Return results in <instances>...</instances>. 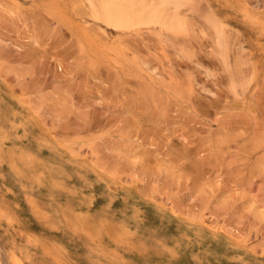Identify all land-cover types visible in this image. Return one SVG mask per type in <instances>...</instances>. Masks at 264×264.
I'll list each match as a JSON object with an SVG mask.
<instances>
[{"label": "rangeland", "instance_id": "obj_1", "mask_svg": "<svg viewBox=\"0 0 264 264\" xmlns=\"http://www.w3.org/2000/svg\"><path fill=\"white\" fill-rule=\"evenodd\" d=\"M105 1L0 0V264H264V0Z\"/></svg>", "mask_w": 264, "mask_h": 264}, {"label": "bare ground", "instance_id": "obj_2", "mask_svg": "<svg viewBox=\"0 0 264 264\" xmlns=\"http://www.w3.org/2000/svg\"><path fill=\"white\" fill-rule=\"evenodd\" d=\"M103 7V13H104V16H105V20H107V21H112L113 23H117V24H124V23H126L129 19H131V20H133V18L130 16V14H129V11H128V9L127 8H122L121 6H119V4H115L112 0H106L105 2H104V5L102 6ZM150 17H151V14H150ZM149 17V18H150ZM111 26V25H110ZM1 99V98H0ZM2 100V99H1ZM1 103V102H0ZM5 105V104H4ZM8 105V104H7ZM0 106H2L1 104H0ZM3 108V107H2ZM7 109V108H6ZM11 109V108H10ZM9 109V110H10ZM1 110V109H0ZM5 110V109H4ZM13 110V109H12ZM6 111V110H5ZM14 113V112H13ZM6 114H8V113H6ZM20 114V113H19ZM12 115V114H11ZM14 115V114H13ZM4 116V115H3ZM6 116H9V115H6ZM5 116V117H6ZM17 116V115H16ZM0 117H2V116H0ZM7 118V117H6ZM9 118V117H8ZM7 118V119H8ZM14 118V117H13ZM3 121H4V119H2ZM9 120V119H8ZM16 120V119H15ZM1 123H3V122H1ZM15 123V122H14ZM16 123H18V122H16ZM4 124V123H3ZM1 127H3V125H0ZM4 127H5V125H4ZM12 127V126H11ZM6 129H7V125H6V127H5ZM9 128V127H8ZM15 128V127H14ZM18 128V127H17ZM29 128V127H28ZM2 129V128H1ZM5 129V130H6ZM10 129V128H9ZM21 130V129H20ZM13 132H14V130H13ZM2 133V132H1ZM11 133H12V130H11ZM21 133V132H20ZM18 134V133H17ZM2 135V134H1ZM13 135V134H12ZM18 135H20V134H18ZM17 135V136H18ZM21 135H22V133H21ZM27 135V134H26ZM9 136V135H8ZM14 136V135H13ZM10 138V137H9ZM41 138V137H40ZM10 139H12V138H10ZM21 139V138H20ZM25 139V138H24ZM32 140V139H31ZM3 141V140H2ZM5 141V140H4ZM11 141H13V139L11 140ZM19 141V140H18ZM34 141V140H33ZM8 142V141H7ZM15 142V141H14ZM24 143V142H23ZM36 143V142H35ZM4 144V143H3ZM38 145V144H37ZM2 146V145H1ZM21 146V145H20ZM8 147V149H9V146H7ZM26 147H28L27 145H26ZM43 147V146H42ZM41 147V148H42ZM11 148V147H10ZM20 148V147H19ZM8 149H7V151H8ZM14 149V148H13ZM17 149H18V146H17ZM37 149V148H36ZM44 149V148H43ZM56 149V148H55ZM2 150V149H1ZM11 149H9V151H10ZM29 150V149H28ZM32 150V149H31ZM38 150V149H37ZM52 150V149H51ZM8 151V152H9ZM20 151L21 150H19V154H20ZM45 151H47V150H45ZM56 151V150H55ZM54 151V152H55ZM15 152V151H14ZM22 152V151H21ZM3 153V152H2ZM5 153H7V152H5L4 151V153H3V155H6ZM10 153V152H9ZM9 153H7L8 154V156H12V155H9ZM30 153V152H29ZM11 154V153H10ZM24 154V153H23ZM33 154H34V152H33ZM1 155V154H0ZM13 155H16V154H14L13 153ZM38 155V154H37ZM58 155V154H57ZM21 156V155H20ZM33 156V155H32ZM59 156H60V154H59ZM4 157V156H3ZM6 157H4V159H5ZM7 158H9V157H7ZM14 158V157H13ZM16 158V157H15ZM29 158H31V157H29ZM38 158H39V156H38ZM38 158H36V159H38ZM2 159V158H1ZM4 159L2 160V162L4 161ZM18 159V158H17ZM16 159V160H17ZM23 159V158H22ZM26 159V158H25ZM28 159V158H27ZM35 159V160H36ZM48 159V158H47ZM10 160V159H9ZM29 160V159H28ZM40 160H41V157H40ZM43 160V159H42ZM41 160V161H42ZM49 160V159H48ZM61 160V159H60ZM50 161H52V160H50ZM31 162V161H30ZM33 162V161H32ZM37 162H38V160H37ZM6 163H7V160H6ZM6 163H5V166H7L6 165ZM13 163V162H12ZM11 163V164H12ZM23 163V162H22ZM47 163V162H46ZM48 163H50V162H48ZM2 164V163H1ZM4 164V163H3ZM18 164V163H17ZM31 164V163H30ZM41 164H42V162H41ZM54 164V163H53ZM71 164V163H70ZM44 165V164H43ZM68 165V164H67ZM74 165V164H73ZM36 166V165H35ZM46 166V165H45ZM49 166V165H48ZM42 167V166H41ZM52 167V166H51ZM47 168V167H46ZM71 168V167H70ZM78 168V167H77ZM83 168V167H82ZM81 168V169H82ZM18 169V168H17ZM48 169V168H47ZM80 169V168H79ZM76 170V169H75ZM89 170V169H88ZM14 171V170H13ZM64 171V170H63ZM66 171V170H65ZM71 171V170H70ZM76 171H78V170H76ZM81 171V170H80ZM83 171V170H82ZM17 172V171H16ZM36 172V171H35ZM46 172V171H45ZM6 173V172H5ZM15 173V172H14ZM20 173V172H19ZM34 173V172H33ZM37 173V172H36ZM66 173V172H65ZM73 173V172H72ZM82 173V172H81ZM88 173V172H87ZM90 173V172H89ZM12 174V173H11ZM18 174V173H17ZM29 174V173H28ZM31 174V173H30ZM43 174V173H42ZM48 174V173H47ZM6 175V174H5ZM62 175V174H61ZM64 175V174H63ZM62 175V176H63ZM4 176V175H3ZM24 176V175H23ZM38 176H40V175H38ZM44 176V175H43ZM60 176V175H59ZM61 176V177H62ZM85 176V175H84ZM9 177V176H8ZM15 177H17V176H15ZM40 177H42V176H40ZM64 177H65V175H64ZM73 177V176H72ZM72 177H70V178H72ZM86 177V176H85ZM94 177V176H93ZM48 178V177H47ZM55 178V177H54ZM78 178V177H77ZM9 179V178H8ZM7 179V180H8ZM14 179V178H13ZM18 179V178H17ZM15 180V179H14ZM19 180H21V178L19 179ZM82 180V179H81ZM29 181V180H28ZM37 180H35V182H36ZM39 181V180H38ZM54 181H56V180H54ZM66 181V180H65ZM58 182H59V180H58ZM89 182V181H88ZM10 183V182H9ZM49 183H50V181H49ZM66 183V182H65ZM79 183V182H78ZM86 183V182H85ZM11 184V183H10ZM12 184H13V182H12ZM11 184V185H12ZM16 184V183H15ZM19 184H20V182H19ZM21 184H22V182H21ZM33 184V183H32ZM32 184H30V185H32ZM61 184H64V183H61ZM71 184V183H70ZM73 184V183H72ZM90 184V183H89ZM29 185V184H28ZM38 185V184H37ZM47 185V184H46ZM56 185H58V184H56ZM83 185V184H82ZM23 186V185H22ZM48 186V185H47ZM63 186V185H62ZM70 186V185H69ZM85 186V185H84ZM15 187V186H14ZM60 187H61V185H60ZM17 188V187H16ZM33 188V187H32ZM87 188V187H86ZM4 189V188H3ZM26 189H30V187L29 188H26ZM40 189V188H39ZM52 189V188H51ZM50 189V190H51ZM56 189V188H55ZM59 189V188H58ZM82 189H83V187H82ZM85 189V188H84ZM12 190H14V189H12ZM25 190V189H24ZM57 190V189H56ZM60 190V189H59ZM62 190H64V189H62ZM66 190V189H65ZM64 190V191H65ZM73 190V189H72ZM4 191H6V190H4ZM58 191V190H57ZM67 191V190H66ZM74 191V190H73ZM38 192V191H37ZM59 192V191H58ZM63 192V191H62ZM20 193V192H19ZM47 193V192H46ZM90 193V192H89ZM8 194H10V193H8ZM50 194V193H49ZM69 194H71L70 192H69ZM91 195V194H90ZM21 196H23V195H21ZM61 196V195H60ZM33 197V196H32ZM32 197H30V198H32ZM48 197H49V195H48ZM24 198V197H23ZM27 198V197H26ZM36 198V197H35ZM52 198V197H51ZM60 198V197H59ZM88 198V197H87ZM22 199V198H21ZM33 199V198H32ZM31 199V200H32ZM90 198H88V200H89ZM46 200V199H45ZM58 200V199H57ZM60 200V199H59ZM87 200V201H88ZM92 200V199H91ZM27 201H29V200H27ZM36 201V200H35ZM55 201V200H54ZM80 201V200H79ZM90 201V200H89ZM20 202H22V201H20ZM25 202H26V200H25ZM82 202V201H81ZM27 203V202H26ZM29 203V202H28ZM35 203H37V202H35ZM39 204V203H38ZM37 204V205H38ZM81 204V203H80ZM87 204V203H86ZM51 207H52V205H51ZM14 208V207H13ZM16 208V207H15ZM41 208V207H40ZM49 208V207H48ZM82 208V207H81ZM54 209V208H53ZM84 209V208H83ZM55 210V209H54ZM53 210V211H54ZM80 210V209H79ZM29 211V210H28ZM43 211V210H42ZM47 212H48V210H46ZM50 211V210H49ZM32 212V211H31ZM55 212V211H54ZM68 212V211H67ZM34 213V212H33ZM40 213V212H39ZM48 213H50V212H48ZM47 213V214H48ZM56 213V212H55ZM69 213V212H68ZM37 214V213H36ZM41 215H43V214H41ZM49 215V214H48ZM56 215H57V213H56ZM74 215V214H73ZM45 216V215H44ZM47 216V215H46ZM83 216V215H82ZM36 217V216H35ZM39 217H40V215H39ZM54 217V216H53ZM37 218V217H36ZM41 218V217H40ZM79 219H81V217H79ZM55 221V220H54ZM81 221H82V219H81ZM129 221V220H128ZM66 223H67V221H66ZM55 224V223H54ZM121 224V223H120ZM56 225H59V224H56ZM55 225V226H56ZM60 225H62V224H60ZM63 226V225H62ZM57 227V226H56ZM59 228H61V227H59ZM62 229V228H61ZM130 229V228H129ZM135 229V228H134ZM63 230V229H62ZM70 230V229H69ZM103 231V230H102ZM1 232V231H0ZM46 233V232H45ZM84 234H86L85 232H83ZM57 234V233H56ZM103 234H104V232H103ZM151 236V235H150ZM152 238V237H151ZM153 239V238H152ZM8 240V239H7ZM48 240V239H47ZM185 240V239H184ZM6 241V240H5ZM158 242V241H155V240H151V242ZM50 242V241H49ZM167 243V242H166ZM178 243V242H177ZM159 244H160V241H159ZM179 244H181V243H179ZM178 244V245H179ZM12 245V244H11ZM41 245V244H40ZM158 245V244H157ZM174 245V244H173ZM138 246V245H137ZM159 246V245H158ZM161 246V245H160ZM25 247V246H24ZM13 248V247H12ZM47 248V252H49L48 250V248L49 247H46ZM140 248H142V246L140 247ZM139 248V249H140ZM150 248V247H149ZM43 249H45V246H44V248ZM132 249V248H131ZM159 249H161V247L159 248ZM164 249V248H163ZM169 250L170 249H172V248H168ZM167 249V252L169 251ZM13 250V249H12ZM42 250V249H41ZM165 250V249H164ZM15 251V250H14ZM45 251H46V249H45ZM108 251V250H107ZM163 251V250H162ZM161 251V252H162ZM171 251V250H170ZM169 251V253H172V251L170 252ZM13 252V251H12ZM25 252V251H24ZM33 253H35V252H33ZM40 253V252H39ZM45 253V252H44ZM98 254V253H97ZM19 255V254H18ZM40 255V254H39ZM47 255H50L49 253H47L46 254V256ZM171 256H172V254H170ZM175 255V254H174ZM51 256V255H50ZM50 256H48V258H50V259H53L52 258V256L50 257ZM116 256V255H115ZM156 256V255H155ZM158 256V255H157ZM168 256V255H167ZM196 256V255H195ZM107 257V256H106ZM113 257V256H112ZM170 257V256H169ZM198 257V256H197ZM16 258V257H15ZM26 258V257H25ZM28 258V257H27ZM98 258V257H97ZM96 258V259H97ZM108 258V257H107ZM116 258H117V256H116ZM115 258V259H116ZM120 257H119V255H118V259H119ZM121 258H122V256H121ZM172 258L173 257H171V260H172ZM194 258V257H193ZM18 259V258H17ZM43 259H44V257H43ZM50 259H48V261L50 260ZM106 259V258H105ZM110 259H111V257H110ZM117 259V260H118ZM28 260V259H27ZM42 260V259H41ZM46 260V259H45ZM44 260V261H45ZM55 260V259H54ZM116 260V261H117ZM122 260V259H121ZM127 260V259H126ZM175 260V259H174ZM196 259H194V261H195ZM198 260V259H197ZM20 261V260H19ZM22 261H24V260H22ZM119 261H120V259H119ZM125 261V260H124ZM128 261V260H127ZM130 261V260H129ZM145 261V260H144ZM198 261H200V260H198ZM21 262V261H20ZM42 262H43V260H42ZM41 261H40V263H42ZM56 262V261H55ZM97 262V261H96ZM108 262H114V261H108ZM47 263V262H46ZM57 263V262H56ZM103 263V262H102ZM117 263V262H116ZM126 263H128V262H126ZM131 263V262H130ZM171 263V262H170ZM195 263V262H194ZM197 263V262H196ZM33 264V263H32ZM101 264V263H100ZM109 264H111V263H109ZM165 264H168V262L167 263H165Z\"/></svg>", "mask_w": 264, "mask_h": 264}]
</instances>
